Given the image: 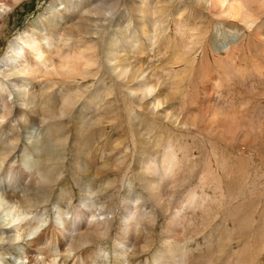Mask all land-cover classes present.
<instances>
[{"label":"bare ground","instance_id":"bare-ground-1","mask_svg":"<svg viewBox=\"0 0 264 264\" xmlns=\"http://www.w3.org/2000/svg\"><path fill=\"white\" fill-rule=\"evenodd\" d=\"M84 1L71 0V2L65 1L66 3L58 1L55 7L49 6L48 10L29 23L27 30L22 36H18L15 44L0 61V125L12 117L16 107H20L17 116H14L10 124L25 125L28 130L25 135V144H32L33 149L43 140L40 131L32 124L33 113L38 114L39 124L48 123L50 118L53 120L54 117L61 119L66 116L65 114L70 113V108L75 106L74 103L84 91L81 84L79 85L80 82L77 83V79L96 77L99 72L100 58L96 52L98 45L96 46L94 41H88L81 46H73L68 38L70 30L63 28L72 23L71 17L81 10ZM193 2L203 9L201 10L204 14L203 18L211 17L228 29L227 35H221L225 36L222 41L219 40L220 38L219 42L212 37L209 38L208 29L202 20L200 22L202 18L198 15L200 13L197 15L194 13L193 17L188 13V17L185 18L184 11L173 13L167 7L166 0H137L134 18L129 13L132 18L129 20V25L127 23L121 26L122 17L119 16L112 23L116 30L114 32L106 30L105 21L112 20L117 11V4L103 0L95 4L90 2L92 5L88 6L84 12L104 19L101 23L102 31L93 34L101 35L103 38L101 59L113 83L121 87L129 101H133L145 115L158 119L161 124L165 123L173 126L172 128L184 131L192 139V146L194 141L200 142L203 154L199 159L198 157L195 159L187 141H183V138L180 142L173 141L174 134L172 138L168 134L164 139L163 137L152 139L150 136L147 140L145 139V142H136L135 138L131 139L134 146L133 161L137 162L135 177L143 192H131L123 200V214L121 212L120 217L122 220L117 233L118 237H115L112 244L111 263L110 254L102 246L87 249L75 257L76 251L83 245L91 243L92 240L105 239L110 230L111 219L109 220L106 216L101 219L93 212L95 205L90 201L89 195L80 200L82 208L75 211L67 221L64 217L69 212L66 213V210H63L64 206L55 201L53 206L51 205L55 211V223L51 226L54 229L44 231L41 227L46 222H50L45 218L46 210L45 213L33 214L20 204L9 201L8 196H5L15 182L13 167H9V171L6 169L8 172L5 174L4 181L0 182V241L14 243L13 248L16 254L13 257L20 259L19 264H129L135 249L136 238L133 236L142 226V217H153V209L166 212L173 208L174 212L167 222L168 229L181 232L184 222L182 214L186 210L196 212V210L209 209L210 211V208L222 204L237 208L246 204L248 198L237 199L245 194L246 189H249L248 179L250 178L247 177L249 162L243 157L226 158L223 153H220L219 158L215 157L214 161H210L207 155L211 152L217 154L221 149L236 147L242 154L247 151L249 157L252 156L251 152H257L261 158L264 156V0H193ZM6 5L5 2L0 3V10L3 11ZM63 13L68 15V20H64ZM124 20L127 21L126 18ZM132 23L131 30L128 26ZM209 25L211 26V23ZM74 29L79 31V35H84L83 26L79 25ZM217 33L219 34L218 31ZM152 49H159L157 51L161 59L158 60L161 62L156 64L157 66L155 65L156 67L149 73H145L141 70L143 65L139 67L140 65L137 66L135 61L142 59L144 55L148 57L147 54L152 52ZM56 80H61L63 87L58 86L60 104L52 108V104L56 103L54 104L50 86L55 88ZM42 82H45V85ZM184 82L187 84L185 90ZM94 112L95 110H92V113ZM74 116L72 118L75 119ZM110 116L115 119L116 115ZM133 116L132 113L129 114V121L136 119ZM152 119L151 122H153ZM151 125L154 129L155 125L152 123ZM149 126L146 127L148 131ZM148 131L144 130V136H149L150 131ZM153 132L150 133L153 134ZM134 133H132L133 136ZM10 140L14 144L21 142V134L12 135ZM6 141L4 143H7ZM40 150L42 152V149ZM24 151L26 150L23 149L22 152ZM2 152L4 153L3 149ZM5 155L0 153V167L5 162ZM28 163L24 164V168L28 170L27 174H30L33 163ZM260 163L264 166L263 159ZM28 177H26L27 180ZM261 177H264L263 173ZM130 186L128 183V187ZM145 195L149 199L147 204H144ZM66 199L69 200V198ZM26 202L28 205V201ZM100 207L102 211L107 208L105 204ZM255 209L257 211L258 208L252 211L256 212ZM237 213L240 215L239 212ZM250 221L249 219L248 222ZM262 228L264 232V227ZM262 235L264 236V233ZM262 242L264 241L260 242L259 248H262ZM254 247L258 248L256 245ZM259 250L257 251L260 253ZM201 258H194L189 251L183 252L181 246L180 250L169 249L155 255L152 264H198L199 261H203ZM169 260L173 261L169 263ZM11 261L12 264H16V260ZM205 262L213 264L211 258ZM0 264H2L1 261ZM226 264L229 262L227 261Z\"/></svg>","mask_w":264,"mask_h":264},{"label":"rangeland","instance_id":"rangeland-1","mask_svg":"<svg viewBox=\"0 0 264 264\" xmlns=\"http://www.w3.org/2000/svg\"><path fill=\"white\" fill-rule=\"evenodd\" d=\"M58 1H62L64 3L69 1L71 2V0H3L2 1L7 4L6 5L7 7L4 8L3 11L0 10V61L5 55V53L9 51V48L13 44H15L18 36H22L23 33L27 30V26L29 25V23L32 20H34L37 16L42 14L44 11L48 10L49 6H52V8L55 7ZM98 1L99 0H85L81 7V10H79L76 14H74L73 17H71L73 19L72 23L63 26V28L64 29L66 28L68 31L70 30L69 32H71L70 33L71 35L69 34L68 38H70V41L73 46H81L82 44L88 41H94L96 43V46L98 45L96 47V52L100 58L98 64L99 75L97 73L98 76L96 75V77L91 76L83 80L77 79V83L80 82L79 85L81 84L82 90H84L82 93L83 95L82 94L79 95L78 99L74 103L75 106L73 105L70 108V113H66L65 114L66 116L62 117L61 119L58 117H54L55 119L53 118L52 120V118H50L51 120L49 119L48 123L39 124L38 121L40 120V118L38 114L33 113V115L35 116L32 115L31 117L32 124L34 125L35 129L40 131L41 136L43 137L41 143L36 145V148L39 149L36 148L33 149L32 144L31 145L27 143L25 144V137H26L25 135H27L28 132V130H26L25 125L19 124L18 126V124H14V123L10 124V122L14 120V116H17L18 114L17 111L20 107L18 108L16 107V111L15 113L14 112L12 113V117L3 124L5 126L0 125V141H2L0 142V153L2 155H5V153L8 152L6 153L7 155H5L6 158L4 164L0 167V179H1L0 182L4 181L5 174L9 171V167L12 166L15 182L11 185L10 191H8L5 196L6 197L8 196L7 199L9 201L20 204L21 207L31 211L33 214L36 213L40 214L41 212L43 213L46 210L48 213L45 211L46 212L45 218L46 220L48 219V222L49 221L50 222L49 223L46 222V224L41 227V229H43L44 231L46 229H49V231H52L54 229L51 228V226L53 225V223H55L54 220L55 211L52 207L55 201L60 203L62 206H64V208L66 207L65 209L63 208V210L64 211L66 210L65 211L66 213L69 212L67 213L68 215L66 214L65 215L66 217H64V219H66L67 221L68 218H70V216L73 215L75 211L77 212L79 209L82 208L80 205V200L89 195V198L91 199L90 201L93 202V204L95 205V207L93 208V212L97 216H100L101 219L102 217L105 216L109 220L111 219L110 230L108 236L105 239L99 241L92 240L91 243H87L83 245V247H81L79 250L76 251L75 257H77L78 254H81V252L87 249L88 250L90 248L96 249V247L102 246L105 249V251L110 254L111 257L110 263H111L112 244L115 237H118L117 233L119 231V225L122 220L120 217L123 214L122 211L123 200L127 196H129L131 192H135V191L143 192L138 180L135 177V168L137 167L136 164L137 162L133 161L134 146L131 139L135 138L136 142L137 141L145 142L148 138H150V136L152 139H156L157 137L159 138L163 137L164 139L167 137L168 134H170V137L174 134L173 135L174 137L173 138L171 137L173 141L177 140L180 142L182 141L181 140L182 138L183 141L185 142L187 141V144L191 147L192 153H194L193 155L195 159L196 157H198L197 159L200 158V156L203 154L202 152L203 150L201 148V143L198 142L197 140L194 141V144L192 146V142H191L192 139L184 131L176 128H172L173 126L171 127V125H166L163 122H162L163 124H161V121H159L158 119H154L149 115H145V113L140 111L138 106L133 101L131 102L129 101L130 99L127 98V96L125 95V91L122 90L121 87L113 83L112 77L108 73V71L104 68L103 61L101 59L103 38L101 37V35L97 36L93 34L96 32L100 33V31H102L101 23L104 22L103 21L104 19L102 17L97 18V16H95L94 14H89L84 12L86 11L85 9H87L88 6L92 5L91 3L95 4ZM103 1L118 5L117 11L112 17V20L110 19L111 21L110 20L105 21V27L107 28L106 30H108L109 32L112 30H113L112 32L116 31L112 23L119 16L122 17L121 26H124L127 23L129 25L130 23L129 20H131L135 16V11L137 9V4H136L137 0H103ZM172 3L173 4L175 3L174 4L175 6ZM166 5L173 13H175V11L177 13L180 10L184 11L185 18H187L188 17L187 15L189 14H191L192 17L195 14L197 15L198 13H200L198 15H200L201 17L204 15L203 11H201L203 9L196 6L193 0H183V1L166 0ZM83 6L84 9L82 10ZM127 11L128 13H126ZM82 13L83 14L85 13L87 16L85 14L83 15ZM129 13L132 15V18ZM63 16H64V20H68L69 17L66 13H63ZM123 16L124 19L125 18L127 19V21L123 19ZM201 20L204 22L203 23L204 26L208 29L209 38L212 37L213 40L215 39V41H217L220 38L219 40L222 41L225 36H221V35L228 34V31H226L228 29L225 26L218 23L215 19H211V17L209 18L202 17L200 19V22ZM210 23L211 26L209 25ZM217 23L219 24V26L217 25ZM79 25L83 26L84 35H79V31L77 29H74L76 26ZM132 27H133V23L131 24V26H128V28L131 30L133 29ZM211 28L212 30H210ZM216 28L219 34L217 33ZM89 30H91V32H89ZM231 31L232 30H230V32ZM219 40L217 42H219ZM78 41H80L81 44L77 43ZM157 50L159 51V49L151 50L152 52L154 51V53H156L157 55H155L152 52H149L147 54L148 57H145L144 55L142 59L140 58L135 61V63H137V66L140 65L139 67H141L143 65L141 67V70L142 71L144 70L145 73H149L151 69L155 68L158 65V63L160 64L161 60L158 59H161V57ZM108 81L111 82L109 83ZM42 83L45 85V82ZM43 84H41V86H44ZM56 84H55V88L54 86L53 87L50 86L51 88L49 87L50 90L52 89V91L50 92L52 94V98L54 97L55 101L53 99L52 100L54 101V104L56 103L55 105L52 104L53 106V107L51 106L52 108H56V106L60 104L58 91L60 90V88L63 87V83L61 80L60 81L56 80ZM58 86H60V88ZM103 87L106 89H104ZM186 87L187 84L184 82L183 89L185 90ZM107 88L109 89L107 90ZM102 89H104V91ZM118 92L120 93L118 94ZM107 97L108 99H106ZM113 97L115 98L113 99ZM123 99H125L126 101ZM109 102H112L114 104ZM128 102L131 105H129ZM105 104L107 105L102 106ZM135 106L138 109H136ZM92 110H95V112L92 113ZM126 110L128 112H126ZM131 113L132 115H134L133 117H136V119L134 118L132 121H129L128 116ZM76 114L78 115L76 116ZM118 114L121 118L118 116ZM110 115H114V116L116 115L115 119L113 116ZM73 116L75 117L76 120L72 118ZM87 116L90 121L88 120ZM101 116H105L104 118L106 119L104 118L101 119L100 118ZM150 118L154 119V120L152 119L153 122H151ZM100 119L101 121H99ZM143 120L146 122H144ZM151 123L155 125L154 129ZM17 126L19 128H17ZM148 126L149 128L147 129H149L150 132L154 131L153 134L150 133L148 130H146V127ZM144 130L146 132L147 131L149 132L148 137L144 136L143 134L145 133ZM11 133L12 135L17 133L21 134L22 141L15 143L17 144L16 146L12 142V140H10V138H12ZM132 133H134V136ZM4 139L5 141L7 140L6 141L7 143H4L5 141L3 142ZM9 144L12 145L10 146ZM207 147L209 149L208 144ZM5 148H7L8 151H6L7 149L5 150ZM234 148H228L227 150L221 149L224 151L221 152L220 150L219 152H217V154L211 152L210 155H207V158L210 161L212 160L214 161L215 157L219 158L220 153H223L225 154L224 157L226 158L236 159L238 157H243L245 160H247V162H249L248 166L250 169L249 168L247 169V177L250 178L248 179L249 189H246L245 194L242 195L241 197H238L237 199V200L240 199L246 200L248 198L246 200V204L238 208L233 205L222 204L218 206L219 208L218 207H213L212 209L210 208V211L209 209L208 210L205 209L207 212L204 209L202 210L203 212L200 210L199 211L196 210L197 213L193 210H192L193 212L191 210H186L182 214L185 223L183 222V229L181 232L168 229L167 222L169 221V219L171 218L174 212L173 208L166 212H161L159 209H153V217L151 216L142 217L141 219L142 226L140 227V230L133 236L136 238L135 249L133 251L134 254H132L130 258L129 264H150V263L152 264L155 255H158L159 253H164L169 249L180 250L181 246L183 252L186 251L191 252L194 258L200 259L202 257L201 259L203 261H199L198 264H209V262H205V261L207 259L209 261L210 258L212 259L213 264H226L227 261L229 262V264H264V250L261 251L262 248L264 249L263 246L264 242H262L263 244L262 248H259L261 246L260 242L262 240L264 241V239L261 240V238L264 237L263 235L261 236V234L264 233L262 228L264 227L263 226L264 198H262L264 197V191H263L264 177H261V174L262 173L264 174V166H262V164L260 163V160L263 159L264 161V156H262L261 158V156H259L257 152H251L250 154L252 156L249 157L247 156L248 154L247 151L246 153L242 154L241 152H238L239 150L236 147ZM2 149L4 153L2 152ZM23 149H25L26 151L22 152ZM40 149H42V152ZM125 150L128 153L127 152L125 153ZM29 154L32 155L27 157ZM250 158L251 160H249ZM31 162L33 163V167H32L33 169L31 168L32 171H30V174L29 173L27 174L28 170L24 168V164L25 163L30 164ZM6 169L8 171H6ZM26 177H28V180ZM128 183L131 185L130 187H128ZM251 186L252 189H250ZM251 190L252 193H250ZM59 193L62 196L59 195ZM261 193L262 195L260 196ZM144 197H145L144 204H147V202H149V199L147 198L146 195ZM251 197H253L252 200ZM59 198L62 199L59 200ZM66 198H69V200H67ZM58 200L61 202H59ZM26 201H28V205ZM252 202L254 203L252 204ZM104 204L107 206V208L106 210L102 211L100 206ZM30 206H32V208H30ZM256 207L258 208L257 211L255 209L256 212H253L254 210L252 211V209ZM233 212H235V214ZM237 212H239L240 215ZM251 216L253 217L254 221L256 220L255 223ZM249 219L251 220L250 222H248ZM258 234L260 235L261 238L259 237ZM13 244L14 243H12L11 241H0V261L2 264H12L11 260L14 261L16 260V264H19L20 259H15L13 257V255L16 254L15 248H13L14 247ZM255 245L256 247L258 246V248H255L254 247ZM28 247L29 246H27V248ZM258 249H260L259 250L260 253L257 251ZM238 258L240 260H237ZM170 261L172 262L173 260H169V263Z\"/></svg>","mask_w":264,"mask_h":264}]
</instances>
